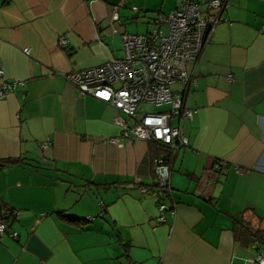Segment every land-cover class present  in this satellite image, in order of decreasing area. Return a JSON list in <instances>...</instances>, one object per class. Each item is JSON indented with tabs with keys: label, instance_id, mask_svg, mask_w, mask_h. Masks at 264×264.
Masks as SVG:
<instances>
[{
	"label": "crops",
	"instance_id": "crops-1",
	"mask_svg": "<svg viewBox=\"0 0 264 264\" xmlns=\"http://www.w3.org/2000/svg\"><path fill=\"white\" fill-rule=\"evenodd\" d=\"M227 2L197 82L173 86L195 111L175 149L112 141L124 115L65 78L121 59L122 35L155 30L175 0H0V87L25 82L0 99V212H19L0 264H252L264 252L244 240L264 234V0ZM158 156L175 211L162 224Z\"/></svg>",
	"mask_w": 264,
	"mask_h": 264
},
{
	"label": "built area",
	"instance_id": "built-area-1",
	"mask_svg": "<svg viewBox=\"0 0 264 264\" xmlns=\"http://www.w3.org/2000/svg\"><path fill=\"white\" fill-rule=\"evenodd\" d=\"M179 1L169 14L159 13L155 20L159 28L160 25L169 28L167 35L159 29L147 34L125 33L122 35L124 56L121 59L65 74L82 96H92L124 115L116 119L122 134L118 139H111L114 142L141 139L175 149L189 145L182 123L192 120L195 111L186 107L184 93L175 92L173 86L182 84L189 88L197 82L194 70L200 56L217 25L228 20L223 15L227 2L206 0V13L197 0ZM134 11L138 8L134 7ZM113 20L120 22L116 8ZM60 45L65 47L67 39L63 37ZM25 52L30 53L29 49ZM2 74L3 70H0ZM229 80L235 81L232 75ZM24 84V81L7 82L0 87V99ZM162 106H168V109L157 110ZM227 165L225 160H217V168ZM238 171L246 172L241 168ZM154 172L158 194L162 198L158 207V222L162 224L168 211L175 213L165 202V197L172 194L171 167L165 157L155 158ZM141 191L146 193L148 188L143 187ZM18 215L15 210L0 212V243L9 230L11 216ZM12 236L17 238V231H13ZM253 263L264 264V254H259Z\"/></svg>",
	"mask_w": 264,
	"mask_h": 264
},
{
	"label": "trees",
	"instance_id": "trees-1",
	"mask_svg": "<svg viewBox=\"0 0 264 264\" xmlns=\"http://www.w3.org/2000/svg\"><path fill=\"white\" fill-rule=\"evenodd\" d=\"M177 3H178V5H179V3H180V1L179 0H175ZM223 1H226L227 2V0H223ZM197 2L198 3H200V7H201V9H203V11H205L206 12V0H197ZM228 3V2H227ZM177 5V6H178ZM176 8V7H175ZM224 12H225V10H224ZM224 12H223V15H224ZM207 13V12H206ZM158 16V15H157ZM225 16V15H224ZM157 18V17H156ZM155 20L156 19H154V24H156L155 23ZM222 23H224V22H222ZM222 23H220V24H222ZM219 24V25H220ZM219 25H217V26H219ZM156 26V25H155ZM164 25H160V28L158 27V26H156V29H159L160 31H162L161 30V28L163 27ZM217 28V27H216ZM215 28V29H216ZM215 29H214V31H215ZM151 31H149V32H147V33H150ZM147 33H145V34H147ZM214 33V32H213ZM168 34V33H167ZM166 34V35H167ZM213 35V34H212ZM212 37V36H211ZM210 40H211V38H210ZM210 42V41H209ZM209 44V43H208ZM207 44V45H208ZM206 45V46H207ZM206 46H205V48H206ZM205 48H204V50H205ZM203 50V51H204ZM182 85V84H181ZM193 85V84H192ZM105 103V102H104ZM107 104V103H106ZM186 104V103H185ZM109 105V104H108ZM187 107V106H186ZM188 108V107H187ZM157 110H159V109H157ZM164 110H166V109H164ZM162 111V110H161ZM151 142V141H150ZM160 148H161V146H160ZM154 160H155V158H154ZM154 160H153V164H154ZM169 196V195H168ZM165 199H166V197H165ZM170 208V210H174V208L173 207H169ZM246 233H248V238L246 237L244 240H245V243L247 244V245H250V246H252V247H254V248H257L258 250L260 249V248H264V234H262V233H260V232H253V233H251V231L250 230H248V232L246 231ZM247 239V240H246ZM259 254H264V252H261V251H259L258 252V254L256 255V257L259 255ZM256 257L255 258H253V259H250V262L252 263V264H254L253 263V260L254 259H256Z\"/></svg>",
	"mask_w": 264,
	"mask_h": 264
},
{
	"label": "rangeland",
	"instance_id": "rangeland-1",
	"mask_svg": "<svg viewBox=\"0 0 264 264\" xmlns=\"http://www.w3.org/2000/svg\"><path fill=\"white\" fill-rule=\"evenodd\" d=\"M167 33V31H165ZM167 106H162V107H159L158 109L159 110H163L164 108H166Z\"/></svg>",
	"mask_w": 264,
	"mask_h": 264
},
{
	"label": "bare ground",
	"instance_id": "bare-ground-1",
	"mask_svg": "<svg viewBox=\"0 0 264 264\" xmlns=\"http://www.w3.org/2000/svg\"><path fill=\"white\" fill-rule=\"evenodd\" d=\"M156 19V18H155Z\"/></svg>",
	"mask_w": 264,
	"mask_h": 264
}]
</instances>
